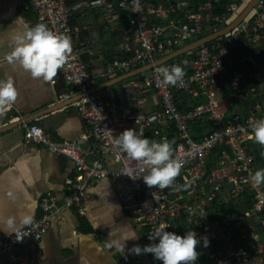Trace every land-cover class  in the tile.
Instances as JSON below:
<instances>
[{"label":"built area","instance_id":"built-area-1","mask_svg":"<svg viewBox=\"0 0 264 264\" xmlns=\"http://www.w3.org/2000/svg\"><path fill=\"white\" fill-rule=\"evenodd\" d=\"M203 0L191 10L190 0H25L38 24L71 39L72 51L59 69L71 106L89 130L90 144L54 141L36 123L22 126L25 141L72 162V179L58 204L47 192L38 201V218L0 242V257L10 263L40 261L39 243L62 208L85 214V193L107 180L128 219L143 232L144 244L160 225L179 235L195 231L216 248L208 264H264V183L252 175L264 145L251 138L264 118V0L224 37L199 46L161 65L156 63L191 43L230 25L252 0ZM123 17L124 57L113 59L98 75L120 77L151 69L115 84L105 96L90 94L88 67L76 39L75 18ZM126 16V17H124ZM223 39L222 41H220ZM179 65L182 83L165 86L158 69ZM261 99L245 105L247 95ZM13 110V105L3 112ZM133 128L150 141H167L179 175L165 188L142 180L149 169L127 156L113 140ZM110 130V131H109ZM257 152V153H256ZM27 244V256H13ZM149 264H159L150 254ZM121 264H143L125 258ZM197 264H203L197 261Z\"/></svg>","mask_w":264,"mask_h":264},{"label":"crops","instance_id":"crops-1","mask_svg":"<svg viewBox=\"0 0 264 264\" xmlns=\"http://www.w3.org/2000/svg\"><path fill=\"white\" fill-rule=\"evenodd\" d=\"M25 6V0H0V61L12 50L14 32L38 24ZM74 23L79 28L82 24L88 25L85 31L78 33L76 43L91 76L90 94L105 96L115 84L100 88L118 77L103 80L98 75L113 59L125 55L126 38L119 17L109 14L81 16L75 18ZM8 76L15 81L18 97L12 111L0 114V229L3 230L0 242L38 218V201L45 193H53L61 204L68 181L72 179V162L42 146L28 144L23 136V124H38L54 141L73 142L82 148L90 144L89 130L71 106L76 98L63 101L68 89L59 70L46 82L32 79L18 65L0 63V78ZM97 90L100 91L92 93ZM259 91L247 95L245 105L238 110L243 112L249 104L260 100L263 87ZM257 161L259 170L264 169V156H258ZM84 205L83 216L73 209L62 208L52 218L38 246L40 261L18 264H121L125 258L149 264L148 255L129 253L135 244L144 246V235L128 219L107 180L86 190ZM8 218L15 221L11 228L4 223ZM25 219L29 222L25 223ZM133 236L138 240H128L124 252L114 244L109 246L111 241ZM215 249L213 245L204 247L202 242L197 248L198 260L208 264L207 255ZM12 255L27 256V244L18 245ZM10 258L0 257V264H11Z\"/></svg>","mask_w":264,"mask_h":264},{"label":"clouds","instance_id":"clouds-1","mask_svg":"<svg viewBox=\"0 0 264 264\" xmlns=\"http://www.w3.org/2000/svg\"><path fill=\"white\" fill-rule=\"evenodd\" d=\"M11 40L12 50L0 63L18 65L32 79L46 82L56 76L72 51L71 39L68 36L56 34L44 24L18 30L13 33ZM158 71L165 86L182 83L185 75L184 69L179 65H173L171 69L161 67ZM17 97L18 91L14 79L11 76L0 78V114L11 107ZM250 135L256 143L264 145V118L255 123ZM113 144L132 160L148 167L149 172L142 180L149 188L168 187L179 175L181 165L172 158V145L167 141H150L148 138H143L142 134L137 135L133 128H128L118 134ZM251 179L257 185L264 183V169L256 171ZM24 222L28 223L29 220L25 219ZM4 223L11 228L15 221L13 218H8ZM166 228L167 225H160L153 235L147 237L148 244L143 247L135 244L128 250L129 253L137 256L150 254L159 264H197L200 255L197 248L202 242L204 247L208 246L207 237H199L193 230L179 235L173 231H166ZM128 240L138 239L134 236L122 241L118 239L111 241L109 246L114 244L124 252Z\"/></svg>","mask_w":264,"mask_h":264},{"label":"water","instance_id":"water-1","mask_svg":"<svg viewBox=\"0 0 264 264\" xmlns=\"http://www.w3.org/2000/svg\"><path fill=\"white\" fill-rule=\"evenodd\" d=\"M259 0H252L249 5L239 14V16L230 24L228 25L227 27H225L224 29L218 31V32H215V33H212L206 37H203L193 43H191L190 45L180 49V50H177L176 52H174L173 54L169 55L168 57L158 61L156 64L157 65H161L173 58H176V57H179V56H182L192 50H194L195 48L199 47V46H202V45H205V44H208L210 42H213V41H216L222 37H224L226 34H228L230 31H232L234 28H236L240 23L241 21H243L245 18L248 17V15L250 14L251 12V9L257 4ZM151 67L148 66V67H144V68H140V69H137L135 71H132L128 74H125L123 76H120L118 77L117 79L113 80V81H110L109 83L103 85L100 89H104V88H107L109 86H112L114 84H117V83H120L128 78H131L133 76H136L138 74H141L143 72H146L148 70H150ZM98 91L100 90H97V91H94L92 93H97Z\"/></svg>","mask_w":264,"mask_h":264},{"label":"trees","instance_id":"trees-1","mask_svg":"<svg viewBox=\"0 0 264 264\" xmlns=\"http://www.w3.org/2000/svg\"><path fill=\"white\" fill-rule=\"evenodd\" d=\"M230 0H226L223 4L225 5V4H227L228 2H229ZM190 2H191V10H193V11H196L197 10V7H198V5H199V3H201V2H203V0H190ZM124 17H126V16H124ZM123 17H121V18H119V23H120V26H121V28L123 29V26H124V22H123ZM223 39H221L220 41H222ZM214 42H216V41H214ZM123 57V56H122ZM257 153V152H256ZM258 157V156H257ZM258 163V162H257Z\"/></svg>","mask_w":264,"mask_h":264},{"label":"rangeland","instance_id":"rangeland-1","mask_svg":"<svg viewBox=\"0 0 264 264\" xmlns=\"http://www.w3.org/2000/svg\"><path fill=\"white\" fill-rule=\"evenodd\" d=\"M208 245H210V246H211L212 244L208 242Z\"/></svg>","mask_w":264,"mask_h":264}]
</instances>
